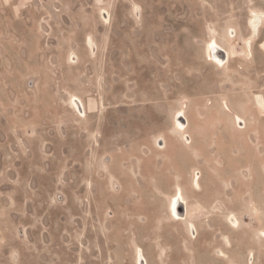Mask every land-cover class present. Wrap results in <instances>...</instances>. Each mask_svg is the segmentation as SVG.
I'll return each mask as SVG.
<instances>
[{"label": "rangeland", "instance_id": "rangeland-1", "mask_svg": "<svg viewBox=\"0 0 264 264\" xmlns=\"http://www.w3.org/2000/svg\"><path fill=\"white\" fill-rule=\"evenodd\" d=\"M137 247L264 264V0H0V264Z\"/></svg>", "mask_w": 264, "mask_h": 264}, {"label": "bare ground", "instance_id": "bare-ground-1", "mask_svg": "<svg viewBox=\"0 0 264 264\" xmlns=\"http://www.w3.org/2000/svg\"><path fill=\"white\" fill-rule=\"evenodd\" d=\"M210 42V41H209ZM209 54L212 60L218 64L225 63L227 60V52L221 48L215 41L211 42L209 45ZM183 115L180 114L179 118H182ZM181 126L182 123H179ZM185 126V125H184ZM170 210L171 214L175 219H185L186 218V200L181 192H177L173 195L170 201ZM136 263L137 264H146V259L144 257L141 247H137L135 251Z\"/></svg>", "mask_w": 264, "mask_h": 264}, {"label": "flooded vegetation", "instance_id": "flooded-vegetation-1", "mask_svg": "<svg viewBox=\"0 0 264 264\" xmlns=\"http://www.w3.org/2000/svg\"><path fill=\"white\" fill-rule=\"evenodd\" d=\"M136 7H137V9H138V12L136 11ZM133 10H134L135 14L137 15V17H140V13H141V12H140V7L137 6V5H134ZM106 16H107V14H106V12H104V17L106 18ZM256 19H257L258 21L261 20V19H259L258 17H256V18L254 19V21H257ZM257 25H258L257 23H256V24L254 23L255 28H257ZM75 100L79 101L78 99H75ZM78 104L80 105L81 108H79V109L81 110V109H82V106H81L80 103H78Z\"/></svg>", "mask_w": 264, "mask_h": 264}, {"label": "water", "instance_id": "water-1", "mask_svg": "<svg viewBox=\"0 0 264 264\" xmlns=\"http://www.w3.org/2000/svg\"><path fill=\"white\" fill-rule=\"evenodd\" d=\"M136 11L138 12V9H137V7H136Z\"/></svg>", "mask_w": 264, "mask_h": 264}, {"label": "built area", "instance_id": "built-area-1", "mask_svg": "<svg viewBox=\"0 0 264 264\" xmlns=\"http://www.w3.org/2000/svg\"><path fill=\"white\" fill-rule=\"evenodd\" d=\"M232 219V221H234V219L233 218H231Z\"/></svg>", "mask_w": 264, "mask_h": 264}]
</instances>
